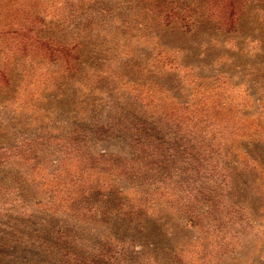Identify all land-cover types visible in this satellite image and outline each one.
Instances as JSON below:
<instances>
[{
	"label": "rangeland",
	"instance_id": "rangeland-1",
	"mask_svg": "<svg viewBox=\"0 0 264 264\" xmlns=\"http://www.w3.org/2000/svg\"><path fill=\"white\" fill-rule=\"evenodd\" d=\"M212 1L0 0V264H264V0Z\"/></svg>",
	"mask_w": 264,
	"mask_h": 264
},
{
	"label": "trees",
	"instance_id": "trees-1",
	"mask_svg": "<svg viewBox=\"0 0 264 264\" xmlns=\"http://www.w3.org/2000/svg\"><path fill=\"white\" fill-rule=\"evenodd\" d=\"M239 2H237V0H221V2L212 1V3L209 5L210 8H213L218 3L221 4L222 8L217 11L210 10L206 16L223 21L227 20L229 21V25H230L229 27H233L234 22L232 23V19L237 20L245 10L246 2L244 3V1L241 0H239ZM191 11H193V13L188 14ZM177 13L178 11L174 10L173 7L165 6V10L163 12V20H165L164 25H169V23H171L176 18ZM182 15H184L183 20H184V25L186 27V29H184V32H190L193 28L188 25L189 23L188 19L190 18L189 16L193 15L195 19L196 16H201L203 14H196L194 12V8H188V9L185 8V12Z\"/></svg>",
	"mask_w": 264,
	"mask_h": 264
}]
</instances>
